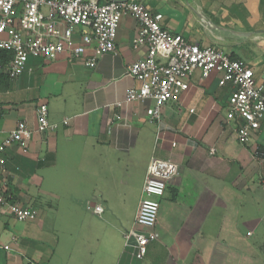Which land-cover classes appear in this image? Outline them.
I'll list each match as a JSON object with an SVG mask.
<instances>
[{
    "label": "crops",
    "instance_id": "1",
    "mask_svg": "<svg viewBox=\"0 0 264 264\" xmlns=\"http://www.w3.org/2000/svg\"><path fill=\"white\" fill-rule=\"evenodd\" d=\"M125 1L159 15L170 34L244 61L263 81L264 0ZM138 29L123 16L116 52L102 55L93 69L84 59L31 57L22 76L0 80V142L19 122L31 131L27 147L5 152L0 189L35 212L22 222L0 215V264H74L89 229L97 232V264H264V120L241 144L235 124L226 121L232 87H220L216 73L201 79L197 72L181 100L149 122L150 102H123L138 86L127 66L146 56L145 47L132 46ZM40 105L55 129L38 131ZM171 142L178 144L179 172L161 197L157 239L138 259L134 239L125 236L135 225L147 168L153 158L168 157ZM132 192L140 198L127 210ZM84 207L99 217L96 223L85 222ZM61 243L68 249L62 254Z\"/></svg>",
    "mask_w": 264,
    "mask_h": 264
},
{
    "label": "built area",
    "instance_id": "2",
    "mask_svg": "<svg viewBox=\"0 0 264 264\" xmlns=\"http://www.w3.org/2000/svg\"><path fill=\"white\" fill-rule=\"evenodd\" d=\"M125 15L138 22L132 46L134 50L145 47L146 56L127 66V74L138 86L128 90L123 102H150L152 105L146 111L149 122H159L162 107L181 100L195 72H199L201 79L216 73L220 87L230 85L233 89L226 121L235 124L239 142L248 144L264 120V79L257 83L252 68L242 60L189 43L179 34H170L161 27L160 16L137 1L0 0V54L11 53L4 63L0 62V72L12 81L25 73L31 57L53 62L61 56L69 62L84 59L85 66L93 69L102 55L116 52L117 30ZM36 120L40 132L56 128L48 120L46 105L37 108ZM30 140L27 124L19 122L0 142V169L9 147L25 148ZM177 147L176 142H171L168 157L153 158L147 168L135 225L125 236L127 241L134 239L138 259L146 255L149 243L157 239L158 200L164 195L167 182L178 175L179 166L173 160ZM93 211L101 214L103 209L95 206ZM0 215L22 222L33 219L35 212L11 200L0 189Z\"/></svg>",
    "mask_w": 264,
    "mask_h": 264
},
{
    "label": "rangeland",
    "instance_id": "3",
    "mask_svg": "<svg viewBox=\"0 0 264 264\" xmlns=\"http://www.w3.org/2000/svg\"><path fill=\"white\" fill-rule=\"evenodd\" d=\"M197 72H195V73H197ZM222 114H224V112H222ZM91 196H96V192H92ZM139 198H140V196L138 194H135V193L132 192L131 195L129 196L128 201H127V203H128L127 204V208H128L127 210H130V208L134 210L135 207H136V203L138 202ZM54 202H55V205H56L57 201H54ZM93 202L96 203L97 199H93ZM158 202H159V212H158V224H159L160 223L159 221L161 220V216H162V203L163 202H162L161 198L158 200ZM62 216H64V214H62ZM82 217L84 218L85 222H88L91 225L93 223H96L98 221V219H99V217L97 215H94L92 213V211L87 209L86 207H84L83 210H82ZM59 218H61V214L59 215ZM88 228H90V227H88ZM84 230L86 231L85 224H84L83 228L81 229V231L85 232ZM88 232H89V234H87L85 236V239H87V240L83 239V241H81V245L76 246V248H75V250L73 252L74 264H92V261L90 262V258H92L94 263L97 264L96 263V259H97L96 248L97 247H96L95 241L92 240L94 233H97V232H95V230H92V229H89ZM84 241L86 243H90L89 245L91 246L92 250H94L95 255H93L91 257L88 256V253H89L88 246H86V244H84L85 243ZM60 250H61V254H62V253H65L68 249H66L64 244L61 243L59 245L58 251L60 252ZM137 263L140 264V262H138V261H137Z\"/></svg>",
    "mask_w": 264,
    "mask_h": 264
},
{
    "label": "trees",
    "instance_id": "4",
    "mask_svg": "<svg viewBox=\"0 0 264 264\" xmlns=\"http://www.w3.org/2000/svg\"><path fill=\"white\" fill-rule=\"evenodd\" d=\"M10 56H11V53L0 54V62L4 63ZM0 80L4 82L5 84H7L10 81V79L5 74V72H0ZM7 194L11 197V200L16 201L15 199H13V197L9 193Z\"/></svg>",
    "mask_w": 264,
    "mask_h": 264
}]
</instances>
